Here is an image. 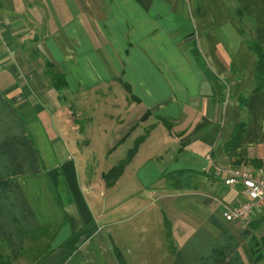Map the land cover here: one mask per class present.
<instances>
[{
    "label": "crops",
    "instance_id": "obj_1",
    "mask_svg": "<svg viewBox=\"0 0 264 264\" xmlns=\"http://www.w3.org/2000/svg\"><path fill=\"white\" fill-rule=\"evenodd\" d=\"M256 45L264 0H0V256L264 264V207L222 216L264 179Z\"/></svg>",
    "mask_w": 264,
    "mask_h": 264
},
{
    "label": "built area",
    "instance_id": "obj_2",
    "mask_svg": "<svg viewBox=\"0 0 264 264\" xmlns=\"http://www.w3.org/2000/svg\"><path fill=\"white\" fill-rule=\"evenodd\" d=\"M226 172L229 175L224 180V185L232 186L235 183H241L246 200L235 207L226 208L222 216L227 222L240 221L246 224L251 217L252 209L264 207V179L253 176L246 167H235Z\"/></svg>",
    "mask_w": 264,
    "mask_h": 264
},
{
    "label": "trees",
    "instance_id": "obj_3",
    "mask_svg": "<svg viewBox=\"0 0 264 264\" xmlns=\"http://www.w3.org/2000/svg\"><path fill=\"white\" fill-rule=\"evenodd\" d=\"M256 52L259 57V70H261L264 66V51L256 45ZM126 89V91H129V87L127 85H123ZM132 100H135L133 97H130ZM143 138L138 139L136 141V143L133 145V147L131 148V150L129 151V155L127 157V159L121 163H119L118 165L116 164L115 166H113L112 168H110L106 173L102 174V178L103 181L105 182V184L107 186H112L114 184V182L116 180H118L119 176L122 174L124 166H126L128 160H130V157L132 156V154L134 153L136 147L140 144V142L142 141ZM238 139V133L235 132V135L233 137V140L231 141V146L236 145V140ZM35 260H38V258H36ZM10 263V259H5L2 256H0V264H9Z\"/></svg>",
    "mask_w": 264,
    "mask_h": 264
},
{
    "label": "rangeland",
    "instance_id": "obj_4",
    "mask_svg": "<svg viewBox=\"0 0 264 264\" xmlns=\"http://www.w3.org/2000/svg\"><path fill=\"white\" fill-rule=\"evenodd\" d=\"M45 70H47V73H48V71H50V69H48L47 67H45ZM72 100H75V98H73ZM91 106L93 107L94 106V104L92 103L91 104ZM141 115V114H140ZM145 115V118L144 117H140L143 121H145V120H147L149 117H148V115L147 114H144ZM84 122H86V121H84V119H83V124H84ZM130 132H132V131H129L128 130V132H127V134H129L130 135ZM127 137V135H125L122 139H120L119 140V143H121V142H123L124 140H125V138ZM138 139H141V137H136V139L134 140V144L136 143V141L138 140ZM117 144H115V146H116ZM115 146H113V147H115ZM127 148H129V149H127ZM131 148H132V146H130V144H125L124 146H122V149L123 150H125V152H124V154L123 155H120L121 157H119V159L117 160V159H115V158H117L114 154L110 157V160L109 161H107V162H109L108 163V168L111 166V164L112 165H118L119 163H121V162H123V161H125L126 159H127V157H128V155H129V151L131 150ZM116 149V148H115ZM127 149V150H126ZM123 157V158H122ZM122 158V159H121ZM104 165L105 164H103V167H102V170L104 169ZM231 169H233V168H231ZM100 172V167H97V172ZM257 177V176H256ZM258 178H260V177H258ZM260 209V208H259Z\"/></svg>",
    "mask_w": 264,
    "mask_h": 264
}]
</instances>
